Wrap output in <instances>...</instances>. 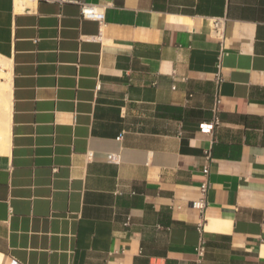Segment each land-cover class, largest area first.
Returning a JSON list of instances; mask_svg holds the SVG:
<instances>
[{"label":"crops","instance_id":"obj_1","mask_svg":"<svg viewBox=\"0 0 264 264\" xmlns=\"http://www.w3.org/2000/svg\"><path fill=\"white\" fill-rule=\"evenodd\" d=\"M0 73V264H264V0H0Z\"/></svg>","mask_w":264,"mask_h":264},{"label":"built area","instance_id":"obj_2","mask_svg":"<svg viewBox=\"0 0 264 264\" xmlns=\"http://www.w3.org/2000/svg\"><path fill=\"white\" fill-rule=\"evenodd\" d=\"M80 15L82 18L85 19H90V20H95L97 22H103L104 20V12L98 10L95 6L93 5H86L83 4L80 7ZM223 24L224 20L220 18H214L211 23V27L213 31L216 34H220L223 29ZM223 78L221 74L218 72L215 75V83H216V93H215V98H214V104L212 107V120L209 123H203L200 125V131L206 132V133H211L213 126L218 124V111H219V104H220V95H219V87L222 82ZM206 159L210 161V156L208 153H206ZM108 161L117 163L119 162V155L115 153H109L108 154ZM202 174L204 179L202 180L200 186H199V191H198V198L195 200H192L190 202V207L198 211V215L200 218V221L196 224V227L199 232H202L203 229V218H204V212L207 206V192L208 188L210 185L208 176H209V163L203 165L202 167ZM172 207V206H171ZM196 252L198 255H203L204 252V246L203 242L200 240L199 244L196 247Z\"/></svg>","mask_w":264,"mask_h":264},{"label":"bare ground","instance_id":"obj_3","mask_svg":"<svg viewBox=\"0 0 264 264\" xmlns=\"http://www.w3.org/2000/svg\"><path fill=\"white\" fill-rule=\"evenodd\" d=\"M0 76H5V74H1ZM1 86L2 85L0 84V88H1ZM0 90H2V89H0ZM5 108H6V106H5ZM3 121H4V119L0 117V122H3ZM1 141H3V140H1ZM7 148H8V146L4 142L0 143V153H3L4 151H6Z\"/></svg>","mask_w":264,"mask_h":264},{"label":"rangeland","instance_id":"obj_4","mask_svg":"<svg viewBox=\"0 0 264 264\" xmlns=\"http://www.w3.org/2000/svg\"><path fill=\"white\" fill-rule=\"evenodd\" d=\"M3 67H4V65H3ZM1 73H2V72H1ZM1 73H0V74H1Z\"/></svg>","mask_w":264,"mask_h":264}]
</instances>
